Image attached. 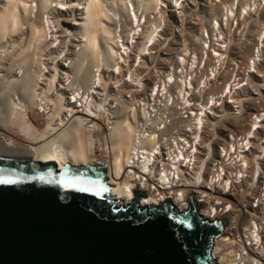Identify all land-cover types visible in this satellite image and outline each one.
Masks as SVG:
<instances>
[{"label": "bare ground", "instance_id": "1", "mask_svg": "<svg viewBox=\"0 0 264 264\" xmlns=\"http://www.w3.org/2000/svg\"><path fill=\"white\" fill-rule=\"evenodd\" d=\"M124 1L128 0H0V152L28 156L36 163H56L59 169L66 164L104 167L111 196L126 206L133 204L139 193L146 197L144 208L174 202L184 210L192 195L210 214L228 213L215 202L220 205L222 201L226 206L231 200L243 213L247 189L236 194L230 191L233 197L225 189H217L215 181L222 178L215 167L223 168L228 154H233L229 159L232 171L238 169L236 161L240 158L247 164L244 148L253 142L245 140L239 148L232 145L229 153L226 133L217 125L219 112L213 107L218 103L214 102L213 92L219 80L209 91L210 101L202 105L203 109L192 105V101L197 103L205 95L200 89L201 79L216 80L226 59L217 67L211 58L200 76L203 44L220 56L209 39V29L218 24L221 34L224 30H228L226 35L233 32L230 43L234 47L229 52L239 49L238 36L242 37L243 32L238 31L250 25V11L244 17L241 11L247 0H238L237 11H209V21L200 17L204 33L190 42L182 31L189 25L188 18L194 17L188 9H179L186 17L181 29L164 21L168 39L149 51L152 59L160 58L162 50L175 53L173 58L164 59L168 70L161 81L157 75H146L149 65L147 61L144 64L145 40L151 41L148 32L158 33L161 17L170 18L176 13L166 15L167 10H158V0H143L145 4L130 0L126 5ZM220 1L225 6L229 2L234 5L235 0ZM125 12L128 26L137 24L130 32L115 22ZM253 13L261 33L264 11ZM244 36L247 42L238 54L248 70L258 71L256 59L263 61L264 43L260 50L256 41L259 36L251 37L250 31ZM229 82H224L222 92ZM235 85L240 87L241 83ZM177 93V98L185 100L183 104L174 102ZM184 109L187 112L182 113ZM248 125V133H253V122ZM255 133L259 141L261 133ZM221 171L228 174L230 170ZM233 215L237 221L242 218L239 213ZM245 219L239 221L245 224L247 238ZM255 226L259 231L263 224L255 222ZM238 238L230 230L228 235L215 238L212 260L216 264L218 260L220 264L244 263L247 249H242L244 245L237 249L232 246ZM259 255L264 257V246Z\"/></svg>", "mask_w": 264, "mask_h": 264}, {"label": "water", "instance_id": "2", "mask_svg": "<svg viewBox=\"0 0 264 264\" xmlns=\"http://www.w3.org/2000/svg\"><path fill=\"white\" fill-rule=\"evenodd\" d=\"M0 180L8 181L0 183V264H216L211 250L225 222L202 219L192 195L184 212L144 208L139 193L126 206L111 196L104 167L59 169L3 152Z\"/></svg>", "mask_w": 264, "mask_h": 264}, {"label": "built area", "instance_id": "3", "mask_svg": "<svg viewBox=\"0 0 264 264\" xmlns=\"http://www.w3.org/2000/svg\"><path fill=\"white\" fill-rule=\"evenodd\" d=\"M129 1L130 0H128L127 2ZM127 2L124 1L123 4L126 5ZM140 3L142 4L143 0H141ZM183 3L185 4V6H183ZM237 3L238 0H235L234 5H232V3L229 2L225 6H222L220 0H158L157 2L158 10L161 9L167 10L166 15L174 14L171 13L170 11H174L176 14L174 16H171L170 18L161 17L162 25L158 33L150 34V32H148L152 38L151 41L145 40L146 52H145L144 64L146 66V61H147L149 65L147 68L148 72L146 73V75L148 74H150L151 76L157 75L160 77L158 81H161L165 76H167L165 73L167 72L168 69L166 68V62L164 61V59H167L168 57L173 58L175 53L172 54L169 52L168 54L162 50V54L160 55V58L162 60H160V58L158 57L154 59L149 58L150 56L149 51L152 48L156 47L158 43H161V41L168 39V34L164 32L165 31L164 21L173 22L174 25H179L181 29L180 24L183 19L184 21H186V17L185 16L183 17L182 12L181 14L179 13V9H183V8L188 9L189 11L188 14L197 17L195 19H193L194 17L192 19H189L187 16L188 20L186 23H188L189 25H187L186 30L184 28L182 29V31L184 32V34L186 35V37L189 39L190 42L194 38H196L197 35L201 36V34L204 33L202 32L203 30H202L200 17L203 18L206 17L205 18L206 20L204 19V21H209V17H212L209 11H231V10L237 11ZM143 4H145V1ZM120 6L123 7V5ZM167 6L169 8L171 7L170 10L169 8H167ZM238 7L240 10L241 2ZM129 8L130 11H132L131 4L129 5ZM255 10L264 11V0H247V5H245V8L241 9V11H243L242 17H244L245 15L247 16V12L250 11V14L248 15L250 18L249 21L250 25L248 26L246 25L245 29L244 27H241L239 29L238 32H243L242 37L238 36L240 40H238L239 45L237 47H239V49L235 48L234 52L232 53H230L229 51H232V48L234 47L233 43H230L231 42L230 36L233 35V32H231V35L230 34L226 35V33H228V30H224L225 34H221L219 31L218 24H215L214 27L209 29V32L211 33V38H209L207 34L204 35L206 36V39L209 38L212 41V43L215 45V49L220 51V56L215 55L213 49L210 50L206 45L203 44L205 51L203 53L204 54L203 61H201L202 65H200L199 67L200 76H203L201 71L204 69V66L206 65V63L209 62L211 58L213 59V63L217 67L221 65L222 60L225 57L226 59L221 68V71L219 72V74H217L216 80H214L213 77H210L209 79L203 77V79H201L200 89L203 90L205 95L200 96L201 100L199 99V102L197 103L194 102L197 100L192 101V105L200 109H203L202 105L205 102L210 101L209 91H212L215 88L216 85L213 84L215 82H218L219 80L218 82L219 86L215 88L213 92L215 94L214 102H218V103L216 105L213 104L212 105L215 109L214 111L219 112V114H217L218 117L216 118L218 121L217 125L219 126L218 129L220 130L222 129L221 131L226 133L227 140L229 141V153L232 152L231 151L232 145L239 148L241 144L245 142V140H249L253 142L252 145H249L248 147L245 146L244 148L245 153H243V156L247 157V164L243 162V158H240L236 161L237 165L239 166L237 167L238 169L232 171L233 166L231 165L232 162H229V159L232 160L230 156L231 155L233 156V154H231L230 156L228 154V157L225 160L223 168L221 167L219 168L215 164L216 165L215 168L219 169V173L221 174V178H222L219 181H215L217 189H220L222 191L223 189H225L226 191L224 192L227 195H230L231 197H233V195L236 194L238 190L242 191L244 189H247V206H244V209L242 210L243 213H240V209L238 210L236 207L237 204L231 200L226 206L222 204V201L219 202L220 205H217L218 202H215L216 207H219L220 209H222V207H225V210H227L230 215L228 213H224L223 215H220V213L216 214L214 212L210 214V212H208V209H206L205 207H201L202 212L200 214L206 219H208L209 217L211 220L224 221L225 223L223 226V235L225 236L228 235L229 230L231 232H235L238 234L239 242L232 243V246L235 249H237L240 247V245H244L242 249L244 251L245 249H247V259L242 258V262L244 263L241 264H250V262L253 260H254V264L257 263L260 264L261 262H264V257H261V255H259L262 250V247L264 246V59L263 57H262L263 61H258L256 59V64L259 67L258 71H255L252 68L248 70L246 68V65H244L243 63L244 59L241 57L240 54H238L243 52V47L245 46V45L243 46V43L247 42L244 33L247 34L248 31H250L251 37H253L254 34L259 36L256 37V41L259 46V49L260 50L263 49L261 45L264 43V30L260 33L258 28H256L258 27L257 23H255V18L252 17L255 14L253 13V11ZM204 14L206 16H204ZM115 22L117 26L122 27L123 30H128V32H130L132 28L137 27L136 23L135 24L131 23L130 26H128L129 21L126 12L124 15H121L120 18H117ZM176 32L177 34H179L180 30ZM139 33L140 32L136 33V35L135 34L131 35V37L135 35V37L137 38V42L135 43L136 46L139 45V37H138ZM173 33H174L173 36H175L174 31ZM224 42H226L227 44H225L223 48L219 49L218 46ZM179 46L180 45L176 46V50ZM225 46H228L229 53L227 52L228 53L227 56H226L227 53ZM256 54L258 53L256 52ZM251 66H253V61H251ZM227 68H229L230 71H226ZM227 79L230 80V82L227 85L226 89L222 92L224 82ZM239 82L241 83V85L240 87L239 86L237 87L235 84ZM194 90L195 89H193V91ZM177 95L178 93L175 94L174 102L177 101L183 104L185 100H183L181 97L177 98ZM187 99L192 100L188 97ZM169 105H171V102H169ZM184 112H187V110L185 109L182 110V113ZM183 117L185 120L188 119V117L184 115ZM251 121L253 122L254 125L252 129L253 133H248V127H249L248 123ZM255 132L261 133L260 139H258L259 141H257V137H254ZM256 141L258 143L254 144ZM251 159L252 162L250 161ZM233 162L235 161L233 160ZM221 170H230V171L228 172V174H225ZM216 177L219 178L218 174L216 175ZM230 191L234 192V194L230 193ZM217 194H219V196L221 195V193L219 192H217ZM195 201L198 205L197 202L198 199L196 196H195ZM183 202L184 201H182L181 203L184 204L185 206V203ZM200 203L201 202H199V204ZM171 204L174 205L175 203L173 202ZM174 206L179 210H181L182 212L189 210L188 203L184 207L185 208L184 210L178 207L177 205ZM205 212L207 213L205 214ZM234 213L237 215L238 213L242 215L241 218L242 221H246L245 218H247V238H246V232H244V230H246L245 224L240 225L241 219H238L237 221L236 219L237 216L233 215ZM231 215H233L234 217ZM255 222H259L263 224V226L260 227L259 231L255 226ZM248 229H250L251 232ZM242 238H245V240H242L240 242ZM214 241L211 250V255L214 248ZM217 262L218 264H220L219 260Z\"/></svg>", "mask_w": 264, "mask_h": 264}, {"label": "snow or ice", "instance_id": "4", "mask_svg": "<svg viewBox=\"0 0 264 264\" xmlns=\"http://www.w3.org/2000/svg\"><path fill=\"white\" fill-rule=\"evenodd\" d=\"M8 181H5V180H0V183H7ZM80 184V182H76L73 186H78ZM79 190H81V191H91V189L90 188H88V187H80V189ZM95 194H99V193H95Z\"/></svg>", "mask_w": 264, "mask_h": 264}]
</instances>
